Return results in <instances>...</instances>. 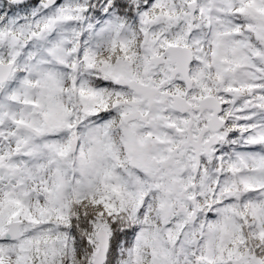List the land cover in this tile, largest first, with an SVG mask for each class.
<instances>
[{"label":"snow or ice","instance_id":"snow-or-ice-1","mask_svg":"<svg viewBox=\"0 0 264 264\" xmlns=\"http://www.w3.org/2000/svg\"><path fill=\"white\" fill-rule=\"evenodd\" d=\"M0 264H264V0H0Z\"/></svg>","mask_w":264,"mask_h":264}]
</instances>
